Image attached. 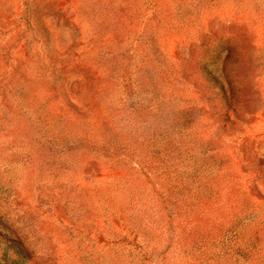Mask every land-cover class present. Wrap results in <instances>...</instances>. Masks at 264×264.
Returning <instances> with one entry per match:
<instances>
[{"label":"rangeland","instance_id":"rangeland-1","mask_svg":"<svg viewBox=\"0 0 264 264\" xmlns=\"http://www.w3.org/2000/svg\"><path fill=\"white\" fill-rule=\"evenodd\" d=\"M152 1L155 13L176 15L174 0ZM194 2L187 0L181 7L189 19L185 27L169 28L162 39L172 59L184 61L195 42L189 35L192 29L232 32L242 44L264 49V20L254 11L231 0H203L197 9ZM118 12H124V0H0V231L23 242L33 264L191 262L183 252L194 231L162 230L161 225L172 221L160 199L165 191L142 157L141 164L128 157L126 169L124 162L123 168L94 169L88 156L68 165L64 161L69 155L48 151L42 133L37 138L30 134L32 95L41 98L48 82L39 75L79 76L75 68L83 66L88 74L80 75L84 100L92 101L102 90L101 79L109 73L102 49L111 36L103 35V42L93 38ZM260 87L264 94V80ZM18 94L26 99L20 113ZM100 104L95 102L96 115L103 117ZM231 119V124L219 126L205 121V139L215 134V149L224 158L214 178L219 190L212 202L221 217H235V229L245 242H256L264 240V110L245 122L233 114ZM207 170V180H212L213 169ZM3 249L0 244V257ZM207 250L220 254L214 241ZM231 262L215 256L211 264Z\"/></svg>","mask_w":264,"mask_h":264},{"label":"trees","instance_id":"trees-1","mask_svg":"<svg viewBox=\"0 0 264 264\" xmlns=\"http://www.w3.org/2000/svg\"><path fill=\"white\" fill-rule=\"evenodd\" d=\"M186 1L174 0L176 15L165 16L152 11V0H124V12L110 16L106 30H97L93 38L103 42V35L111 36L102 49L109 68L101 79L102 90L93 94L92 101L84 100L80 75L88 74L83 66L75 68L79 76L39 75L38 79L48 82L41 98L32 95L30 134L37 138L42 133L48 151L69 155L64 161L68 165L76 164L79 156H88L94 169L103 165L123 168V162L126 169L128 157L137 164L142 157L165 191L159 195L172 221L161 225L162 230L194 231L189 234L188 251H182L191 258L187 264H211L215 256L231 264H264V240L245 242L235 229V217L227 213L221 217L219 206L212 202L219 190L214 178L221 173L224 158L215 149V134L205 139L206 119L218 126L231 124L233 114L245 122L264 110L260 87L264 49L242 44L232 32L220 35L192 29L189 35L195 42L184 61L172 59L162 39L169 28L185 27L189 19L181 7ZM191 1L196 9L204 3ZM231 1L264 20V0ZM117 94L120 98L115 101ZM16 98L20 113L26 99L24 94ZM95 102H101L98 113L102 111L103 117L96 115ZM207 169H213L212 180H207ZM0 241L4 246L1 264H33L23 242L1 231ZM212 241L219 245L220 254L207 250Z\"/></svg>","mask_w":264,"mask_h":264}]
</instances>
